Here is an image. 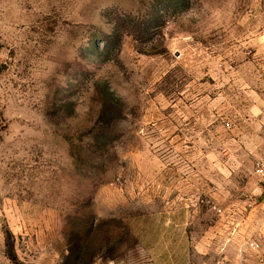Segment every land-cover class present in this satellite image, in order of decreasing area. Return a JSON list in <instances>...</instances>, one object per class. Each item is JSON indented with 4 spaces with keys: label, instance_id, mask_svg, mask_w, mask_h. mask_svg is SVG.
Listing matches in <instances>:
<instances>
[{
    "label": "rangeland",
    "instance_id": "obj_1",
    "mask_svg": "<svg viewBox=\"0 0 264 264\" xmlns=\"http://www.w3.org/2000/svg\"><path fill=\"white\" fill-rule=\"evenodd\" d=\"M262 156L264 0H0V264H89L154 190L224 198Z\"/></svg>",
    "mask_w": 264,
    "mask_h": 264
},
{
    "label": "crops",
    "instance_id": "obj_2",
    "mask_svg": "<svg viewBox=\"0 0 264 264\" xmlns=\"http://www.w3.org/2000/svg\"><path fill=\"white\" fill-rule=\"evenodd\" d=\"M248 181L224 198L220 186L211 194L154 190L142 202L147 209L120 218L119 237L106 238L92 264H240L241 223L264 213V176L256 172Z\"/></svg>",
    "mask_w": 264,
    "mask_h": 264
},
{
    "label": "built area",
    "instance_id": "obj_3",
    "mask_svg": "<svg viewBox=\"0 0 264 264\" xmlns=\"http://www.w3.org/2000/svg\"><path fill=\"white\" fill-rule=\"evenodd\" d=\"M256 172L258 174H260L261 176H264V165L262 163H259L257 164V167H256ZM214 208L218 211V212H221V209L217 208V206H214ZM249 246L254 248V249H257L259 248V243L256 241V240H250L248 242Z\"/></svg>",
    "mask_w": 264,
    "mask_h": 264
},
{
    "label": "trees",
    "instance_id": "obj_4",
    "mask_svg": "<svg viewBox=\"0 0 264 264\" xmlns=\"http://www.w3.org/2000/svg\"><path fill=\"white\" fill-rule=\"evenodd\" d=\"M93 263V261H91L89 264H92Z\"/></svg>",
    "mask_w": 264,
    "mask_h": 264
}]
</instances>
